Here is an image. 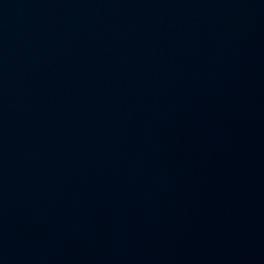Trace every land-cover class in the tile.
<instances>
[{"label":"water","instance_id":"1","mask_svg":"<svg viewBox=\"0 0 264 264\" xmlns=\"http://www.w3.org/2000/svg\"><path fill=\"white\" fill-rule=\"evenodd\" d=\"M0 264H264V0H0Z\"/></svg>","mask_w":264,"mask_h":264}]
</instances>
